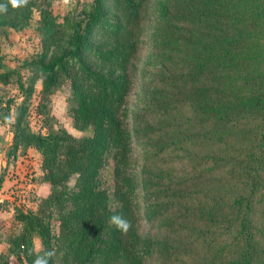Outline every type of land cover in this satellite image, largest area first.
<instances>
[{
	"label": "trees",
	"instance_id": "16d2710c",
	"mask_svg": "<svg viewBox=\"0 0 264 264\" xmlns=\"http://www.w3.org/2000/svg\"><path fill=\"white\" fill-rule=\"evenodd\" d=\"M37 7L32 80L43 92L68 81L74 126L92 134H35L15 117L13 148L41 156L42 210L57 207L62 232L50 212L29 214L13 247L36 264L33 225L42 264H264V0H83L61 21L41 0H0V30L27 27Z\"/></svg>",
	"mask_w": 264,
	"mask_h": 264
},
{
	"label": "rangeland",
	"instance_id": "374dc122",
	"mask_svg": "<svg viewBox=\"0 0 264 264\" xmlns=\"http://www.w3.org/2000/svg\"><path fill=\"white\" fill-rule=\"evenodd\" d=\"M83 0H41L55 14L58 21L70 10L82 5ZM151 4L152 1H151ZM38 7L33 9L32 17L27 27L22 30L2 28L0 30V72L10 73L7 81L0 80V264H30L27 257L13 247L11 239L26 226L29 214L40 216L45 221V214L50 212L49 222L52 232L61 234V226L57 222L58 209L55 206L42 210L43 200L53 197L52 187L43 180L41 170V156L33 149L24 152L23 147L13 148L12 122L21 113L23 124L32 133L46 135L49 132L64 128L76 140L92 134V128L79 130L74 126L72 107L74 101L68 81L50 92H43L42 80H32V62L42 52L41 32L39 25ZM138 75L137 82H139ZM32 84V89L30 86ZM29 99L24 103V99ZM140 87H135L129 95L130 107H137ZM264 126V121H263ZM134 154L140 156L138 146ZM172 157H164L170 160ZM174 172L180 173L182 166L170 164ZM113 160L111 154L100 171L102 187L108 192L109 203L112 208L118 206L113 200ZM141 168V163L138 170ZM2 179V180H1ZM76 177L70 176L64 183V190L74 189ZM59 188V187H58ZM256 218L264 224V217L259 211ZM145 228L144 226L141 227ZM146 229V228H145ZM38 227L30 225L28 232L32 241V258L36 264L47 260L48 253L43 240L38 236ZM231 235V234H230ZM232 237V235H231ZM49 254L58 258L55 249ZM151 262L150 264H153Z\"/></svg>",
	"mask_w": 264,
	"mask_h": 264
},
{
	"label": "crops",
	"instance_id": "0c3cea01",
	"mask_svg": "<svg viewBox=\"0 0 264 264\" xmlns=\"http://www.w3.org/2000/svg\"><path fill=\"white\" fill-rule=\"evenodd\" d=\"M2 180V179H1Z\"/></svg>",
	"mask_w": 264,
	"mask_h": 264
}]
</instances>
